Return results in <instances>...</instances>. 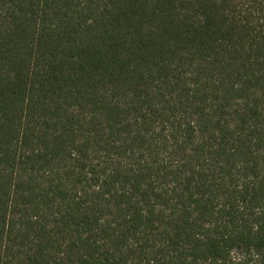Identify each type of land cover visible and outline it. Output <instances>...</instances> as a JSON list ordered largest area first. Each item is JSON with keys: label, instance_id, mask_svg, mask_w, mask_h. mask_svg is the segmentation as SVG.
Instances as JSON below:
<instances>
[{"label": "trees", "instance_id": "trees-1", "mask_svg": "<svg viewBox=\"0 0 264 264\" xmlns=\"http://www.w3.org/2000/svg\"><path fill=\"white\" fill-rule=\"evenodd\" d=\"M0 264H264V0H0Z\"/></svg>", "mask_w": 264, "mask_h": 264}]
</instances>
